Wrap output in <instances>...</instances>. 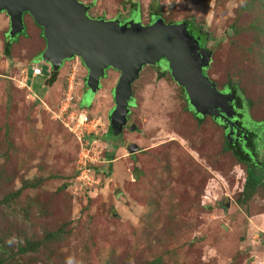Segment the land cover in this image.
<instances>
[{
	"label": "rangeland",
	"instance_id": "374dc122",
	"mask_svg": "<svg viewBox=\"0 0 264 264\" xmlns=\"http://www.w3.org/2000/svg\"><path fill=\"white\" fill-rule=\"evenodd\" d=\"M78 1L94 19L147 26L154 14L167 24L190 23L210 53L207 77L218 88L241 89L251 103L242 126L252 130L254 122L264 135V0ZM25 22L27 34L9 39L0 14V264H264V189L240 203L245 166L224 150L220 125L209 116L197 121L169 73L143 67L128 123L113 134L119 73L109 70L94 95L81 92L80 59L65 61L51 85L46 71L32 78L33 65L48 66L35 57L45 47L41 29L28 15ZM72 68L74 101L62 112ZM79 114L101 120L87 163L99 171L87 188L76 181L82 145L70 131ZM132 145L139 151L130 154ZM255 147L244 153L264 170V140ZM59 230L62 238L18 254L27 241Z\"/></svg>",
	"mask_w": 264,
	"mask_h": 264
},
{
	"label": "water",
	"instance_id": "95a60500",
	"mask_svg": "<svg viewBox=\"0 0 264 264\" xmlns=\"http://www.w3.org/2000/svg\"><path fill=\"white\" fill-rule=\"evenodd\" d=\"M1 13L8 18L9 39L24 32L25 13L42 29L45 47L40 58L53 72L64 61L79 58L87 70L85 87L90 93L100 89V80L107 69L119 73L112 90L114 106L109 112L113 134L121 133L127 123L132 84L140 71L163 61L173 81L184 90L195 114L227 125L228 143L247 139L233 119L229 95L219 91L204 74L210 53L189 34L184 23L167 24L159 19L144 26L138 21L126 24L117 19H94L78 0H0ZM128 151L134 154L139 150L132 145Z\"/></svg>",
	"mask_w": 264,
	"mask_h": 264
},
{
	"label": "trees",
	"instance_id": "16d2710c",
	"mask_svg": "<svg viewBox=\"0 0 264 264\" xmlns=\"http://www.w3.org/2000/svg\"><path fill=\"white\" fill-rule=\"evenodd\" d=\"M136 16H138L139 14L136 12ZM140 16V15H139ZM156 19H160L158 15H151V22H153ZM134 22V20L132 21ZM186 24V28L188 29L189 33H193L191 32V24L185 22ZM36 25V24H35ZM37 26V25H36ZM257 27H253L254 28H262L261 24L256 25ZM39 27V26H38ZM232 33L235 34L237 32L236 28L233 26ZM264 30V28H263ZM42 33V31H41ZM26 33H22L20 35H26ZM18 35V36H20ZM17 36V37H18ZM16 37V38H17ZM43 38V36H42ZM44 40V38H43ZM10 41V40H9ZM45 43V40H44ZM5 53L8 54L9 53V47L8 44H6L5 46ZM42 51V50H41ZM40 52V51H39ZM37 52V53H39ZM36 53V54H37ZM39 54H37L35 57H37ZM34 57V58H35ZM35 66H38L37 64L33 65L32 68H34ZM40 67V66H39ZM31 68V69H32ZM209 65H207V67L204 69V74L206 76L207 75V71H208ZM30 69V70H31ZM43 71L45 72V70L43 69ZM55 76H56V72H53L51 77L48 80V84H53L55 82ZM210 78V77H208ZM214 82V81H213ZM215 83V82H214ZM216 84V83H215ZM217 87V85H216ZM218 88V87H217ZM218 90H220L221 92H223L224 94L229 95V105L231 106L232 110H233V117H237V121L238 123L240 122V124H244V123H248L250 121L249 116H248V109L251 106V103L247 100L243 98V94L241 92V89H239L235 84L232 83H226L224 84L222 87H219ZM182 92L184 93V91L182 90ZM188 109L192 111L194 117L197 119L198 122H202L204 119L203 117H199V115L195 114L194 111L191 109V107L188 106ZM216 124L220 125L222 128V134H224V124L220 123L218 120H215L213 118H211ZM241 125V126H242ZM255 125L257 126V124H255L253 122V126L252 130L246 129L243 126V130L245 131L246 135H247V139L246 140H239V142L237 143H228L226 138H224V150L225 151H229L230 154H232L235 159H237L239 161V163H241V165L245 166V174H246V178L244 180L243 183V187H242V199L240 201V203H245L252 195H254L258 190L259 187H262L264 189V170L262 168H255L257 167L255 164L258 163V161H256L255 154H252L253 156H251V154H249L248 152H250V150L252 152H254V150L256 149V144L259 145L260 143H263L264 140V135L262 134H258V132H255ZM264 125V124H263ZM227 127V125H226ZM264 127V126H263ZM108 130L109 132L111 131L110 127L108 126ZM112 132V131H111ZM111 137V136H110ZM85 139L88 140V143L93 142L97 139H99V137H97L94 134H91L87 137H85ZM109 139V138H108ZM108 139L106 138L105 135L102 136L101 140L104 142H108ZM242 148H244L245 150H243ZM244 151H248L247 155L244 153ZM255 153V152H254ZM112 154H107L105 159L108 162L112 161ZM255 164H254V163ZM111 168L109 166L108 172H110ZM92 171V176L94 178H96V172L99 171L98 169H95V171ZM108 172H105L106 174H109ZM27 188H33L34 184H26ZM87 188V187H86ZM89 188V187H88ZM19 194V192L10 194L5 201H9L10 198H14L15 196H17ZM60 230L59 231H53V232H47L44 236V238L41 241H35V242H31V241H27L24 246H19L17 249L18 254H26V253H34L36 251H38V248L47 241H52L55 239H59L60 237L62 238V236L60 235ZM150 264H161V259L157 258L154 259L153 261L150 262Z\"/></svg>",
	"mask_w": 264,
	"mask_h": 264
},
{
	"label": "built area",
	"instance_id": "2783aa9c",
	"mask_svg": "<svg viewBox=\"0 0 264 264\" xmlns=\"http://www.w3.org/2000/svg\"><path fill=\"white\" fill-rule=\"evenodd\" d=\"M76 71L75 68L71 69L70 79L67 82L66 91L64 92V98L61 101V111L66 112L70 108H72V102L74 101V95H73V80L74 75ZM44 75V71L41 67L35 66L30 70V76L32 78H40ZM101 120L99 118H94L91 116H88L86 114H79L78 119L75 121L73 119L72 128H70V131L76 136V138L80 141L82 145V159L79 163L78 167V173L76 177V181L80 186H91L94 182V177L92 176V171L89 165L87 164L89 162V149L88 146L90 143L85 141V135L86 134H95L97 128L101 125ZM85 130L84 132L82 130ZM84 144H83V142Z\"/></svg>",
	"mask_w": 264,
	"mask_h": 264
},
{
	"label": "flooded vegetation",
	"instance_id": "af4514ba",
	"mask_svg": "<svg viewBox=\"0 0 264 264\" xmlns=\"http://www.w3.org/2000/svg\"><path fill=\"white\" fill-rule=\"evenodd\" d=\"M2 14V13H1ZM26 15H28L27 13H25L24 14V24H25V30H24V33H26V22H25V16ZM87 15H88V9H87ZM29 16V15H28ZM89 16V15H88ZM90 17V16H89ZM32 19V18H31ZM100 19V18H99ZM100 20H104V19H100ZM122 22H125V21H122ZM152 22H150L149 24H147V25H150ZM40 28V27H39ZM41 29V28H40ZM188 30V29H187ZM41 31H42V29H41ZM189 32V31H188ZM189 34H191V35H193L196 39L198 38V36H196L195 34H193V33H189ZM18 36V35H17ZM16 36V37H17ZM15 37V38H16ZM14 40V39H13ZM198 42H199V45L200 46H203V43L201 42V40H199L198 39ZM8 44H9V42H8ZM205 51V50H204ZM42 51H40L39 53H37V54H39L40 55V53H41ZM205 52H208V51H205ZM36 54V55H37ZM35 55V56H36ZM74 59V58H73ZM75 59H79V58H75ZM72 60V59H71ZM65 62V61H64ZM63 62V63H64ZM47 66H48V69H46L45 71L47 72V73H49V75L47 76V78L49 79L50 77H51V75H52V73H53V71L51 70V67H50V65L49 64H47L46 62H44ZM155 67H157L158 69H160V70H163V71H167L168 73H169V71L167 70V68H166V64L162 61V62H160V63H158V64H156V65H154ZM84 67V66H83ZM84 69H85V67H84ZM60 70V69H59ZM58 70V71H59ZM109 70H111V69H107L106 70V74H105V77L107 76V73H108V71ZM57 71V72H58ZM85 71H86V76H87V70L85 69ZM170 75V74H169ZM45 76H46V74H45ZM86 76H85V79L83 80V82H82V90H81V92H82V94H83V90H87L86 89V87H85V80H86ZM104 77V78H105ZM171 77V76H170ZM43 78V77H42ZM103 78V79H104ZM46 80V79H45ZM102 80V79H101ZM101 80H100V82H101ZM173 80V79H172ZM100 88H101V85H100ZM181 88V87H180ZM182 89V88H181ZM183 90V89H182ZM184 91V90H183ZM95 94V93H94ZM93 94V95H94ZM184 95H185V92H184ZM185 97H186V95H185ZM133 102H134V100L133 99H131V101H130V108H133ZM186 102H187V106H189L188 105V101H187V99H186ZM228 104H229V102H228ZM237 117H233V119L234 120H237L236 119ZM129 119H128V117H127V121H128ZM128 123V122H127ZM242 124H240V122L238 123V125H237V127L239 128V129H242L243 127L241 126ZM224 133L226 132V130H227V127H226V125L224 126ZM243 130V129H242ZM138 148V147H137ZM256 159V158H255ZM261 164H263L264 165V163H262L261 161H259ZM254 163V162H253ZM255 164V163H254ZM256 165V164H255Z\"/></svg>",
	"mask_w": 264,
	"mask_h": 264
},
{
	"label": "crops",
	"instance_id": "0c3cea01",
	"mask_svg": "<svg viewBox=\"0 0 264 264\" xmlns=\"http://www.w3.org/2000/svg\"><path fill=\"white\" fill-rule=\"evenodd\" d=\"M35 79V78H34Z\"/></svg>",
	"mask_w": 264,
	"mask_h": 264
}]
</instances>
